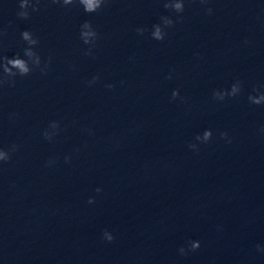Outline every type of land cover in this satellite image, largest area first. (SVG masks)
I'll return each instance as SVG.
<instances>
[{
  "label": "water",
  "instance_id": "obj_1",
  "mask_svg": "<svg viewBox=\"0 0 264 264\" xmlns=\"http://www.w3.org/2000/svg\"><path fill=\"white\" fill-rule=\"evenodd\" d=\"M262 1L0 0V264H38L87 216Z\"/></svg>",
  "mask_w": 264,
  "mask_h": 264
},
{
  "label": "clouds",
  "instance_id": "obj_2",
  "mask_svg": "<svg viewBox=\"0 0 264 264\" xmlns=\"http://www.w3.org/2000/svg\"><path fill=\"white\" fill-rule=\"evenodd\" d=\"M53 2H58V0H53ZM73 2H74V0H63L64 5H70ZM105 2H106V0H79V3L83 6L84 11L87 13H93V12L98 11L101 8L102 4H104ZM201 2L203 3V2H205V0H201ZM20 7L21 8L27 7V0H22ZM165 8L174 9V11L176 13H182L184 11L183 0H178V2L172 3V4L166 3ZM33 10L35 11L37 9L34 8ZM211 11H212L211 9H208L209 14L211 13ZM18 16L26 19L28 17V13L27 12H20V13H18ZM162 20L164 21L165 27L171 26L173 24V21L166 18V17H162ZM82 27L84 29H91L92 25L88 22H85L82 25ZM154 28H155V30L152 32V37L158 41L163 40L166 33L162 32V29L159 25H155ZM137 31L142 34L144 30L143 29H137ZM21 35H22L23 40L27 41L29 45H35L38 43V40L33 39L32 33L28 32V31L22 32ZM96 35H97V33L95 31H85V32L81 33V36L84 38L85 43L89 42V40H88L89 37H95ZM25 55L32 57L35 54L31 51V49H26ZM5 59L7 60V65H11V68L18 69L21 75H25L29 72V68H28L25 60H22L20 58H14V59L5 58ZM36 63L37 64L39 63V57H37ZM7 65H5L4 71L10 75L13 74L11 72V68H9ZM109 87H111V86H109ZM236 91H237V89L234 87L231 94L234 95L236 93ZM172 95H173V97H175L177 95V92L174 91ZM215 95L220 96L221 99L223 98L219 93H215ZM256 102L259 103V101H256ZM210 135H211V133H205V137H204L205 140H207ZM0 159H7V157L4 155L3 152H0ZM99 191H101V190L97 189V192H99ZM93 202H94L93 199L90 198L89 203H93ZM103 235H104V239L107 240L108 242H111L114 239L113 235L111 233H109L108 231H105ZM199 247H200L199 242H193L192 250H196ZM180 252L182 254H184V249H180Z\"/></svg>",
  "mask_w": 264,
  "mask_h": 264
}]
</instances>
